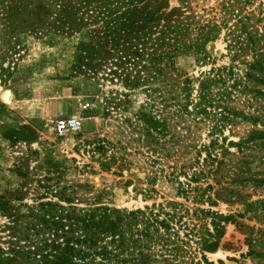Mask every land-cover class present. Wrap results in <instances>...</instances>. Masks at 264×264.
Returning <instances> with one entry per match:
<instances>
[{
  "label": "rangeland",
  "instance_id": "obj_1",
  "mask_svg": "<svg viewBox=\"0 0 264 264\" xmlns=\"http://www.w3.org/2000/svg\"><path fill=\"white\" fill-rule=\"evenodd\" d=\"M35 1L0 0L3 264H41L20 252L50 201L154 221L126 230L112 264H264V0H120L119 15L150 13L149 32L203 38L137 85L112 75L115 57L97 72L81 59L101 25L41 33L11 16ZM72 117L81 131L58 137Z\"/></svg>",
  "mask_w": 264,
  "mask_h": 264
},
{
  "label": "trees",
  "instance_id": "obj_2",
  "mask_svg": "<svg viewBox=\"0 0 264 264\" xmlns=\"http://www.w3.org/2000/svg\"><path fill=\"white\" fill-rule=\"evenodd\" d=\"M120 4V0H70V4L67 0H36L33 7H15L11 16L21 15L24 21L27 17L36 19L41 24V33H73L87 26L101 25L100 30L93 31L99 42L97 49L82 46L81 59L87 60V67L97 72L103 63L115 57L116 70L112 75L120 78L126 73L129 85H137L141 79L144 83L147 80L154 83L155 76L163 72L160 67H168L203 40L186 39L170 31V26L161 27L157 33L149 32L154 24L150 13L131 10L119 15ZM59 201L72 203L66 197ZM28 217L32 220L29 231L33 235L25 237L29 246L20 253L24 257L39 258L41 264H112L119 248L130 243L126 240V230L138 224L145 228L154 223L140 211L125 213L106 207L77 210L51 201L40 203ZM8 230L14 232L13 228ZM13 239L9 237L10 241ZM205 250L216 251L211 245ZM3 261H6L4 257H0V264Z\"/></svg>",
  "mask_w": 264,
  "mask_h": 264
},
{
  "label": "built area",
  "instance_id": "obj_3",
  "mask_svg": "<svg viewBox=\"0 0 264 264\" xmlns=\"http://www.w3.org/2000/svg\"><path fill=\"white\" fill-rule=\"evenodd\" d=\"M82 122L75 117L64 118L57 122L54 132L58 137H66L68 135H74L81 131Z\"/></svg>",
  "mask_w": 264,
  "mask_h": 264
},
{
  "label": "bare ground",
  "instance_id": "obj_4",
  "mask_svg": "<svg viewBox=\"0 0 264 264\" xmlns=\"http://www.w3.org/2000/svg\"><path fill=\"white\" fill-rule=\"evenodd\" d=\"M6 97H9V95H7Z\"/></svg>",
  "mask_w": 264,
  "mask_h": 264
}]
</instances>
